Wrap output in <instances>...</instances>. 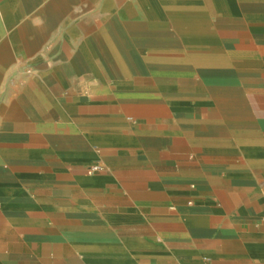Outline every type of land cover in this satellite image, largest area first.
I'll use <instances>...</instances> for the list:
<instances>
[{
	"label": "crops",
	"instance_id": "0c3cea01",
	"mask_svg": "<svg viewBox=\"0 0 264 264\" xmlns=\"http://www.w3.org/2000/svg\"><path fill=\"white\" fill-rule=\"evenodd\" d=\"M0 264H264V0H0Z\"/></svg>",
	"mask_w": 264,
	"mask_h": 264
},
{
	"label": "built area",
	"instance_id": "2783aa9c",
	"mask_svg": "<svg viewBox=\"0 0 264 264\" xmlns=\"http://www.w3.org/2000/svg\"><path fill=\"white\" fill-rule=\"evenodd\" d=\"M28 72H30V71H28Z\"/></svg>",
	"mask_w": 264,
	"mask_h": 264
}]
</instances>
